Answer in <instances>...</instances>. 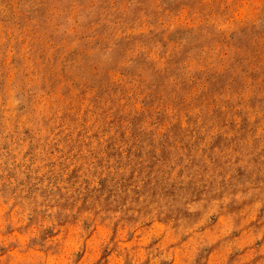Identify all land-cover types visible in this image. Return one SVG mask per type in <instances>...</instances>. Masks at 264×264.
<instances>
[{
	"label": "rangeland",
	"instance_id": "obj_1",
	"mask_svg": "<svg viewBox=\"0 0 264 264\" xmlns=\"http://www.w3.org/2000/svg\"><path fill=\"white\" fill-rule=\"evenodd\" d=\"M261 5L0 0V264H264Z\"/></svg>",
	"mask_w": 264,
	"mask_h": 264
},
{
	"label": "clouds",
	"instance_id": "obj_2",
	"mask_svg": "<svg viewBox=\"0 0 264 264\" xmlns=\"http://www.w3.org/2000/svg\"><path fill=\"white\" fill-rule=\"evenodd\" d=\"M251 7L255 8V5H252ZM261 7H264V5H261ZM189 207L192 208L193 206L190 205Z\"/></svg>",
	"mask_w": 264,
	"mask_h": 264
}]
</instances>
